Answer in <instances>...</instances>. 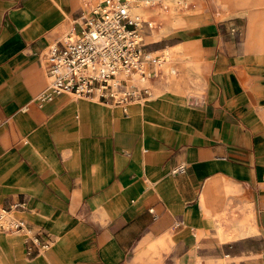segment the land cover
Here are the masks:
<instances>
[{
	"label": "crops",
	"instance_id": "1",
	"mask_svg": "<svg viewBox=\"0 0 264 264\" xmlns=\"http://www.w3.org/2000/svg\"><path fill=\"white\" fill-rule=\"evenodd\" d=\"M253 4L264 1L243 6L247 31L264 19ZM82 8L0 0V208L25 203L24 227L0 234V264H264V51L191 10L177 41L199 76L189 92L155 82L125 109L41 101L44 46L79 31Z\"/></svg>",
	"mask_w": 264,
	"mask_h": 264
},
{
	"label": "built area",
	"instance_id": "2",
	"mask_svg": "<svg viewBox=\"0 0 264 264\" xmlns=\"http://www.w3.org/2000/svg\"><path fill=\"white\" fill-rule=\"evenodd\" d=\"M82 1L83 8L74 19L79 31L67 30L44 46L47 85L38 99L69 93L125 109L150 93L164 58L146 47L142 19L130 9L134 0ZM24 205L18 200L0 208V234L24 227L16 212Z\"/></svg>",
	"mask_w": 264,
	"mask_h": 264
},
{
	"label": "rangeland",
	"instance_id": "3",
	"mask_svg": "<svg viewBox=\"0 0 264 264\" xmlns=\"http://www.w3.org/2000/svg\"><path fill=\"white\" fill-rule=\"evenodd\" d=\"M145 6L156 8L153 13L141 11ZM257 6L264 7V4H253L251 8ZM132 13L139 15L141 22L142 39L148 49L155 51L164 58L160 63L159 75L154 79V83H161L164 89H171L179 92H189L194 84L199 82V76L196 70L192 69L188 62L184 61L187 54L182 52L180 44L177 41L180 38L182 29V16L191 10L203 14L207 11L214 19L227 23L228 31L231 32L245 50L264 51V32L260 35L259 44L248 43L247 40V19L242 12L243 4L234 0H153L145 4L143 0H134L130 7ZM234 28V31L231 30ZM173 55V61L171 54ZM172 61L178 68L177 72L184 74L183 83L177 89L167 86L168 73L166 63ZM166 80V81H165ZM230 258H223L217 264H229ZM235 261L237 259L235 258Z\"/></svg>",
	"mask_w": 264,
	"mask_h": 264
},
{
	"label": "bare ground",
	"instance_id": "4",
	"mask_svg": "<svg viewBox=\"0 0 264 264\" xmlns=\"http://www.w3.org/2000/svg\"><path fill=\"white\" fill-rule=\"evenodd\" d=\"M148 1L151 2L150 0H148ZM263 1L264 0H237L236 2L242 3L243 6H247L250 3L263 2ZM144 3L148 4L146 2V0H144ZM263 17H264V15H263ZM263 32H264V19H260L258 21L254 20V22H252L249 26V29L247 31V35H250V36L254 37V39L259 41L261 39L260 35H262Z\"/></svg>",
	"mask_w": 264,
	"mask_h": 264
}]
</instances>
